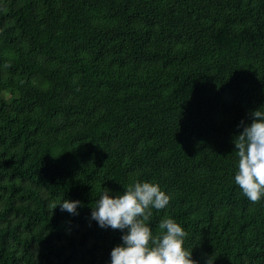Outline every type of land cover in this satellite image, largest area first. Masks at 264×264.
<instances>
[{"label":"trees","instance_id":"16d2710c","mask_svg":"<svg viewBox=\"0 0 264 264\" xmlns=\"http://www.w3.org/2000/svg\"><path fill=\"white\" fill-rule=\"evenodd\" d=\"M261 107L264 0H0V264H110L92 207L137 182L170 196L154 236L172 218L201 264H264V198L234 180Z\"/></svg>","mask_w":264,"mask_h":264},{"label":"clouds","instance_id":"9594fccd","mask_svg":"<svg viewBox=\"0 0 264 264\" xmlns=\"http://www.w3.org/2000/svg\"><path fill=\"white\" fill-rule=\"evenodd\" d=\"M251 115V123L242 122L243 130L234 139L238 155L234 180L247 199L256 203L264 198V107ZM169 203L170 196L157 183L137 182L115 195L105 188L95 206H91V219L102 228L122 232V243L111 250L110 264H201L185 247L187 233L174 219H163L160 235H153L151 209L159 211ZM58 205L61 211L76 215L82 202L64 199ZM214 262L211 255L205 264Z\"/></svg>","mask_w":264,"mask_h":264}]
</instances>
